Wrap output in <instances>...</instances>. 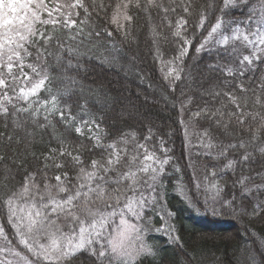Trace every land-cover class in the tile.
Here are the masks:
<instances>
[{"label": "snow or ice", "instance_id": "snow-or-ice-1", "mask_svg": "<svg viewBox=\"0 0 264 264\" xmlns=\"http://www.w3.org/2000/svg\"><path fill=\"white\" fill-rule=\"evenodd\" d=\"M193 48L212 74L194 111L193 96L175 95L191 78ZM123 60L158 66L179 104L188 167L208 161L192 173L204 204L264 215V0H0V264H72L81 254L155 264L153 231L184 250L165 210L174 130L108 125L109 94L82 75L93 61L119 72ZM225 171L235 177L227 197ZM172 187L187 195L179 177ZM251 236L246 264H264V233Z\"/></svg>", "mask_w": 264, "mask_h": 264}, {"label": "trees", "instance_id": "trees-1", "mask_svg": "<svg viewBox=\"0 0 264 264\" xmlns=\"http://www.w3.org/2000/svg\"><path fill=\"white\" fill-rule=\"evenodd\" d=\"M145 35H141L139 47L132 45L133 52L142 53ZM170 55L173 53H166V57ZM209 62L207 56L200 59L193 48L187 61L191 68V78L180 84L175 93L179 97L183 89L187 95L193 96L195 98L192 105L193 111L196 104L203 103L200 99L201 91L209 87L208 77L212 74L204 67ZM121 63L124 67L117 72L102 68L93 61L88 71L82 73L87 77L86 83L95 88L102 87L109 94V107L104 109L106 123L123 129L134 126L141 132L144 131L145 126H151L160 135L174 130V135L165 137L166 146L172 149L173 164L180 167L183 182L187 185V195L191 197L187 200L173 190L176 175L168 178L165 207L174 213L171 222L179 231L184 250L181 251L169 243L167 236L153 231L149 234L150 240L159 248L155 264H178L179 261H183L184 264H246L248 252L244 246L247 245L250 248L254 244L251 236L253 230L257 234L264 233V215L248 219L235 215L229 208H222L221 212L216 214L206 210L202 195L200 191L197 192L188 168L185 141L179 123V104L176 108L171 107L172 94L160 78L158 66L148 61L144 64L137 61L136 67H132L127 60ZM116 68L120 69V64H117ZM137 71L140 75L136 74ZM165 97L168 98L167 101ZM201 125L207 126L203 122ZM36 140L34 150L43 151L39 136ZM253 167L259 170L258 165ZM233 179L235 177L231 171H225L220 178L221 185H225V197L232 192L230 185ZM259 182L256 181V183ZM255 195L256 193H253V196ZM260 198L264 199V193L260 194ZM244 203L250 209L251 201L246 199ZM155 223L159 225L161 220L157 218ZM72 264H91V260L86 254H81L72 260ZM144 264H153V262L146 260Z\"/></svg>", "mask_w": 264, "mask_h": 264}, {"label": "rangeland", "instance_id": "rangeland-1", "mask_svg": "<svg viewBox=\"0 0 264 264\" xmlns=\"http://www.w3.org/2000/svg\"><path fill=\"white\" fill-rule=\"evenodd\" d=\"M183 118H184L185 120H187V119H188L187 114H185ZM200 127H203V126L200 125ZM192 131H193V130L190 129V133H191ZM184 141H185V139H184ZM192 142H193V144L196 143V140H195L194 137H193ZM185 150H186V148H185ZM186 159H187V163L189 164L190 161H189V159H188V153H187V151H186ZM206 163H208V161H207L206 159H204V158H200V159L198 160V162H197V167H196L195 169H192V168H190V167H188V168H189L191 174L193 173V171H195V173H196V177H199V176H201V174H202V172H203V165L206 164ZM173 166H175V165L172 164V165H169V166H166V167H167L168 172L171 173V176H170V177L176 175V177H175V179H174V184L177 182V177H179L180 181L183 182V174H182V172H179V173L174 172V171H173ZM218 171H219V169H218ZM192 178H193V175H192ZM193 181H194V184H195V180H194V178H193ZM220 183H221V181H220ZM165 190H166V189H165ZM200 193H201L202 198H203V201H204V198H205L204 192H203V191H200ZM180 194L183 195L184 198H186L187 200H189V196H188V195H185V194H182V193H180ZM209 195H210V194H209ZM203 203H204V202H203ZM204 205L206 206V210H208V211H210V212H213V213H215V214L218 213V212H221V210H222V208L220 207L219 204L213 205V204L209 203V204H204ZM165 210H167L166 207H165ZM168 223H172V222H171V219L168 220ZM160 224H161V223H160ZM160 224H159V225H156V226L158 227V226H160ZM159 233H162L163 235H165L164 232H159ZM165 236H166V235H165Z\"/></svg>", "mask_w": 264, "mask_h": 264}]
</instances>
